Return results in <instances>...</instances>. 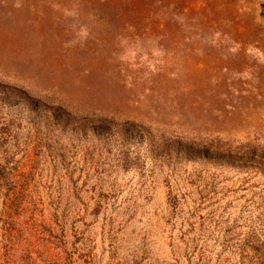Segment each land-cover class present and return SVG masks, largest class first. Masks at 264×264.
I'll list each match as a JSON object with an SVG mask.
<instances>
[{"label": "rangeland", "instance_id": "obj_1", "mask_svg": "<svg viewBox=\"0 0 264 264\" xmlns=\"http://www.w3.org/2000/svg\"><path fill=\"white\" fill-rule=\"evenodd\" d=\"M0 264H264V0H0Z\"/></svg>", "mask_w": 264, "mask_h": 264}, {"label": "trees", "instance_id": "obj_2", "mask_svg": "<svg viewBox=\"0 0 264 264\" xmlns=\"http://www.w3.org/2000/svg\"><path fill=\"white\" fill-rule=\"evenodd\" d=\"M59 115L58 114H56L55 112L50 116V118H49V120H51L52 121V126L59 120V117H58ZM4 118H7V115H5V117ZM18 121V120H17ZM28 122H30V121H28ZM6 125H9L10 123L12 124V123H14V121H12V120H9V121H7V122H4ZM34 127V126H33ZM5 131H6V129H5Z\"/></svg>", "mask_w": 264, "mask_h": 264}]
</instances>
